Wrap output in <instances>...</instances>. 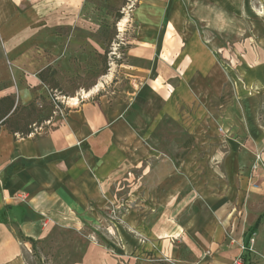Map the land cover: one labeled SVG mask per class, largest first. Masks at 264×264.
I'll use <instances>...</instances> for the list:
<instances>
[{
  "label": "rangeland",
  "instance_id": "obj_1",
  "mask_svg": "<svg viewBox=\"0 0 264 264\" xmlns=\"http://www.w3.org/2000/svg\"><path fill=\"white\" fill-rule=\"evenodd\" d=\"M139 2L85 0L82 21L60 27L53 34L54 45H63L54 50L57 59L46 73L52 89L46 98L33 101L36 110L29 105L19 109L10 118V126L25 129L34 121L32 127L48 131L79 105L84 100L82 88L90 91L102 73L126 57V43L137 27L132 11ZM262 5L245 0L244 17L233 20L228 33H220L212 24L213 30L204 34L206 40L215 42L217 63L212 81L200 79L191 90L183 81L164 82L163 103L170 102L173 108L160 117L148 112L149 105L130 108V116L143 126L133 136L144 145L135 140L132 160L118 168L112 189L115 202L86 212L60 213L45 241L28 240V264H134L135 259H128V255L152 264H211L216 255L228 264L238 260L264 264V217L257 232L249 236L251 225L264 212V90L249 87L240 79L245 77L250 58L264 71ZM253 10L259 15L253 16ZM124 16H131L133 23L127 32L126 24L120 25ZM71 43L79 47L66 50ZM220 46L227 50L221 51ZM115 82L118 84L113 86L122 89L129 83L124 77ZM161 84L158 82V87ZM90 95L86 100L93 99ZM71 97L78 98L76 104L70 102ZM253 101L254 110L249 112L247 107ZM222 109H226L225 114ZM232 186L239 191L237 199L235 196L228 203L215 205L211 214L217 219H232L231 224L226 222L219 246L205 249L192 260L159 259L156 251L141 248L149 243L147 223L158 227L160 234L172 235L177 223L202 210L201 197L222 198ZM195 191L199 193L192 196ZM184 196L187 201L193 198L185 204L181 201ZM127 239L138 243L131 255ZM175 241L173 245L181 244Z\"/></svg>",
  "mask_w": 264,
  "mask_h": 264
},
{
  "label": "crops",
  "instance_id": "obj_2",
  "mask_svg": "<svg viewBox=\"0 0 264 264\" xmlns=\"http://www.w3.org/2000/svg\"><path fill=\"white\" fill-rule=\"evenodd\" d=\"M254 1L264 5V0ZM84 2L0 0V99L15 100L8 116L17 106L47 97L52 86L47 83L46 73L57 59L54 50L63 45H54L53 34L60 27L82 21ZM244 2L140 0L132 11V22L137 27L134 37L129 36L126 43V57L96 79L93 86L99 83L101 86L90 95L92 100L83 97L48 131L36 128L23 136L0 124V264H28V240L45 241L60 213L86 212L115 202L112 189L118 168L132 160L131 146L137 139L133 134L143 128L130 116V108L149 105L148 112L160 117L172 107L170 102L163 103L164 82L183 81L189 83L191 90L200 79L212 81L217 63L215 42L206 40L204 34L213 30L212 24L220 33H228L230 23L244 17ZM258 15L253 10V16ZM122 19L127 32L133 26L131 16ZM78 47V43H71L65 49ZM220 48L227 50L225 46ZM246 64L249 68L241 81L264 90V71L257 69L253 58ZM119 77L128 80L126 89L113 86L112 83L118 84L115 80ZM254 106L255 102H250L248 111H253ZM225 110L222 109V114ZM140 142L136 140V144L143 146ZM198 193L195 191L192 196ZM238 193L232 186L222 198L208 194L201 197L202 210L184 223H177L172 235L160 234L158 227L147 223L149 243L141 248L156 251L159 259L192 260L205 249L219 246L225 237L226 222L229 225L232 219L212 217L213 208L235 196L237 199ZM186 198L181 201L188 204L193 197L188 201ZM261 215L263 218L264 212L251 225L249 236ZM173 240L181 244L175 246ZM125 245L130 255L138 247L136 241L128 239ZM127 257L135 259L134 264H152L143 257ZM211 264L228 263L221 262L216 255Z\"/></svg>",
  "mask_w": 264,
  "mask_h": 264
},
{
  "label": "trees",
  "instance_id": "obj_3",
  "mask_svg": "<svg viewBox=\"0 0 264 264\" xmlns=\"http://www.w3.org/2000/svg\"><path fill=\"white\" fill-rule=\"evenodd\" d=\"M15 106V100L11 97H5L0 99V124H6L8 125V127L10 126L9 120L13 115H16L17 111L21 108H25L26 106H17L14 110V112L12 113L11 116H8V114L10 113V111L14 108ZM29 106H31L33 108V110L35 109V104L34 102H32L31 104H29ZM46 119V118H44ZM48 119V118H47ZM41 120V119H40ZM32 123H34V121H31L27 124V128L22 129L20 127L17 126H10V130L13 132H20L21 135H28L29 133L34 132L35 127H32ZM262 218V215L257 219L254 227L251 230V235L255 233L260 220ZM34 239L30 238L29 241H33Z\"/></svg>",
  "mask_w": 264,
  "mask_h": 264
},
{
  "label": "bare ground",
  "instance_id": "obj_4",
  "mask_svg": "<svg viewBox=\"0 0 264 264\" xmlns=\"http://www.w3.org/2000/svg\"><path fill=\"white\" fill-rule=\"evenodd\" d=\"M125 19H122V21H120V25L122 26L123 23H124ZM101 86V83H99L98 85H95L94 88H92L90 91H85L83 94H84V97H87L89 96L91 93H94V91H96L99 87ZM70 102H72L73 104H76L77 101H78V98L77 97H71L70 99Z\"/></svg>",
  "mask_w": 264,
  "mask_h": 264
},
{
  "label": "built area",
  "instance_id": "obj_5",
  "mask_svg": "<svg viewBox=\"0 0 264 264\" xmlns=\"http://www.w3.org/2000/svg\"><path fill=\"white\" fill-rule=\"evenodd\" d=\"M236 264H242V263H241V261L238 260V261H236Z\"/></svg>",
  "mask_w": 264,
  "mask_h": 264
}]
</instances>
